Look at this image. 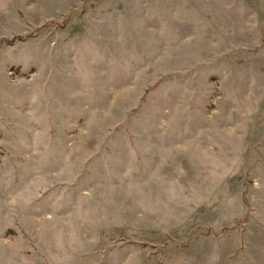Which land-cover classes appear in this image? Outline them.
Wrapping results in <instances>:
<instances>
[{
	"label": "rangeland",
	"instance_id": "obj_1",
	"mask_svg": "<svg viewBox=\"0 0 264 264\" xmlns=\"http://www.w3.org/2000/svg\"><path fill=\"white\" fill-rule=\"evenodd\" d=\"M0 264H264V0H0Z\"/></svg>",
	"mask_w": 264,
	"mask_h": 264
}]
</instances>
